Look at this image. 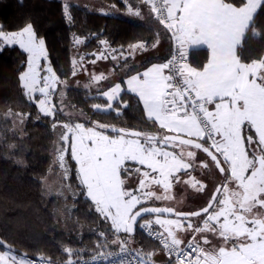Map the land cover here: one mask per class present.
<instances>
[{"label":"snow or ice","instance_id":"snow-or-ice-1","mask_svg":"<svg viewBox=\"0 0 264 264\" xmlns=\"http://www.w3.org/2000/svg\"><path fill=\"white\" fill-rule=\"evenodd\" d=\"M124 3L130 15L142 18L138 5ZM140 3L170 34L174 51L143 71L131 69L126 87L113 83L107 90L98 89L107 103H93L92 108L97 114L120 116L128 108L122 93L134 94L143 105L150 131L78 122L73 111H65L67 81L48 61L45 40L38 37L34 25L29 22L12 32L0 28V42L18 44L27 53L26 70L19 74L23 94L37 104L39 113L52 118L53 129L61 128L54 161L63 181L58 194L68 191L74 198L78 194L70 183L73 169L66 159L70 148L80 194L109 224L108 233H98L102 240L96 251L85 255L86 249L65 246L66 259L59 264H159L153 259L156 252L129 247L138 221L149 237L159 241L168 264H264V24L258 23L264 19V0ZM64 13L71 22L68 4ZM73 39L82 43L79 37ZM253 41L262 45L258 58L251 55ZM159 42L157 32L151 42L128 45V54L156 48ZM100 43L107 48L106 40ZM189 51L206 52V63L192 66ZM90 55L108 58L103 53ZM111 58L128 59L123 51ZM42 59L48 61L43 69ZM82 63L83 57L72 61L73 76ZM107 78L92 74L84 87ZM58 86H62L59 91ZM58 113L68 119L56 121ZM16 115L23 123L28 114ZM79 115L85 116L83 110ZM198 152L205 154L199 161ZM212 168L218 170L220 181L209 189L192 172ZM132 176L137 177L134 186L129 185ZM181 183L198 193L207 190L206 203L190 212L148 204L176 200L173 189ZM110 245H117L118 251L100 250ZM0 264L53 261L42 253L37 259L28 258L26 252L18 254L0 238Z\"/></svg>","mask_w":264,"mask_h":264},{"label":"trees","instance_id":"trees-1","mask_svg":"<svg viewBox=\"0 0 264 264\" xmlns=\"http://www.w3.org/2000/svg\"><path fill=\"white\" fill-rule=\"evenodd\" d=\"M92 1L97 5L87 0H0V28L5 32H12L21 30L29 22L34 25L38 37L45 40L48 61L57 75L67 81L65 111H73L78 122L87 125L91 120L132 130L150 131L152 126L146 123L143 107L131 93H122L128 108H124L120 116L116 113L97 114L92 105L107 103L98 89L104 91L114 81L124 85V79L131 69L142 71L150 63L167 59L173 42L168 38L170 34L140 0H128V3L140 7L141 14L144 13L142 18L130 15L126 11L124 0ZM64 4L69 5L71 22L65 17ZM99 6L116 9L119 14L103 13L98 10ZM258 23L264 24V19ZM157 32L160 34L161 45L164 46L163 54L158 53L148 58L129 56L128 45L151 42ZM73 37H79L82 43H75ZM101 40L108 42L107 48L100 43ZM249 47L254 50L251 55L258 58L262 45L253 41ZM77 50L80 51L78 60L83 57L84 62L96 58L91 53L107 52L113 74L106 80L92 84L91 88H85L91 82L90 76L80 75L81 71L78 69L77 74L72 75V61ZM121 51L128 57L127 61L122 58L111 59L112 56L119 57ZM26 60L27 53L18 44L0 42V238L13 245L18 254L26 252L28 258H34L42 253L51 258L53 263L59 264L66 259V254L62 252L65 246L86 249L88 251L85 255L96 251L97 243L102 240L98 233H108L109 224L99 217L90 201H86L80 194L75 178L76 165L70 158V148L66 159L73 169L70 183L72 190L78 193L77 196L45 194V179L51 171L59 172L58 165L54 163L56 128L53 129L52 118L39 113L37 104L23 94L19 74L26 70ZM206 61V52L190 53L189 62L192 66H202ZM124 63H127V68L123 67ZM77 76L79 79L75 81ZM59 87L62 86H58L57 91ZM53 102L58 104L59 101L54 98ZM72 106H75L74 109ZM79 110H83L85 116H80ZM17 113L28 114L23 123ZM55 119L63 121L68 117L58 113ZM210 184L215 185V182ZM188 197L186 195L182 202L156 201L149 205L168 204L180 211L190 212L206 203L201 202L202 197L198 201L195 195ZM139 223L129 247L140 248L145 253L163 252L157 243L140 230ZM112 238L109 233L108 239ZM117 248V245H110L108 249L100 250ZM165 264H168V258L165 259Z\"/></svg>","mask_w":264,"mask_h":264},{"label":"rangeland","instance_id":"rangeland-1","mask_svg":"<svg viewBox=\"0 0 264 264\" xmlns=\"http://www.w3.org/2000/svg\"><path fill=\"white\" fill-rule=\"evenodd\" d=\"M78 4V3H77ZM103 53L104 52H98V54ZM80 54V51L77 50L76 52H74V60H78V55ZM156 53L153 51H146L145 53H143L142 57L143 58H148L151 56H154ZM95 63H91V62H84L82 63V68H78L79 71H81L80 75H84V76H90L92 74H96L99 75L101 73H103L105 76H107L108 78L110 77V75H108L110 68L106 69V71H104L103 69L106 68V66L102 65V60L98 59L97 57L94 59ZM79 61V60H78ZM48 61L45 60H41V67L46 68ZM86 69V71L84 70ZM43 74V72H42ZM80 78H84L81 77ZM38 95V94H37ZM61 131V128L56 127V138H55V147H54V152L56 154V147H57V142H58V134ZM205 155H203L202 153L198 152L197 153V160L199 161L201 158H203ZM63 183L62 179H61V173L60 171L58 173L55 172H50V174L48 175V177L45 179V184H44V192L46 195L48 196H62V197H67L71 194V192L65 191L63 195H59L58 193L61 190V184ZM211 187H213V185L210 184ZM211 187L209 189H211ZM178 192V191H177ZM208 193V191H207ZM208 194H205V196L198 195L196 196V201L200 200L201 198V202L206 201V197ZM204 199V200H203ZM151 203H156L153 201H148V204ZM154 225V224H153ZM199 239V237H197ZM167 258V256L165 255V253L163 252H158L157 255H155V261L159 262V264H165V259Z\"/></svg>","mask_w":264,"mask_h":264},{"label":"crops","instance_id":"crops-1","mask_svg":"<svg viewBox=\"0 0 264 264\" xmlns=\"http://www.w3.org/2000/svg\"><path fill=\"white\" fill-rule=\"evenodd\" d=\"M87 2H93V4H95V6L97 5L96 3H94V1H92V0H87ZM98 10H100L101 12H103V13H107V14H119V11H117L116 9L114 10L113 8L111 9L110 7H108V6H99V9ZM142 14H144V13H142ZM141 14V15H142ZM161 41L159 42V45H158V47H156V48H151V47H149V49L147 50V51H153V52H155L156 54H158V53H160V54H163V52H164V46L163 45H161ZM146 51H139V50H137L133 55H129L130 57H133V56H136V57H142V55H143V53H145ZM192 51H189V54L191 53ZM105 54V56H107L108 58L107 59H101L102 60V65H104V66H106V68H105V71H106V69L108 68H110V70H109V73H108V75H112L113 74V72H112V68L110 67V62H109V60H110V57H109V55H108V53L107 52H104ZM112 59V58H111ZM150 66V65H149ZM144 70V69H143ZM142 70V71H143ZM79 79V76H77L76 78H75V81H77ZM126 80V78L124 79V81ZM113 83H119V82H117V81H114V82H111V84L108 86V88H110L111 86H112V84ZM122 85V84H121ZM124 87H126V84L124 83V85H122V88H124ZM107 88V89H108ZM106 89V90H107ZM134 95V94H133ZM101 97H103L102 95H101ZM104 98V97H103ZM105 100H106V98H104ZM141 105H142V103H141ZM142 107H143V105H142ZM70 143H71V141H70ZM198 161V160H197ZM189 171H192V170H189ZM202 171H203V173L204 174H202ZM209 172H207L206 170H197V171H194V172H192V174L193 175H195L198 179H201V180H203L205 183H207L208 184V187L210 188L211 186H210V183L212 182V181H214L215 182V185L216 184H218L219 183V181H220V177H219V175H218V170L217 169H215V168H212V170H211V174L209 175L208 174ZM209 175V176H208ZM185 179H187L188 177H184ZM136 179H137V177L136 176H132V177H130L129 178V185H131V186H134L135 185V181H136ZM211 181V182H210ZM214 186V185H213ZM212 188V187H211ZM157 190H159V189H157ZM178 191V192H177ZM173 194L175 195V197H176V200H178V201H180V202H182L183 200H184V198H185V196L187 195V198H189L188 196L189 195H195V196H198V195H201V197L202 196H205V194H208L207 193V190L204 192V193H198V192H195L193 189H191L189 186H187V185H185V184H183V183H181V184H177V185H175V187H174V189H173ZM186 199V198H185ZM162 206H170V205H168V204H163ZM176 208V207H175ZM177 209V208H176ZM184 209V208H183ZM178 211H180V209H177ZM182 210V209H181ZM193 219H197V218H193ZM154 226H156V227H158L159 228V226H157V225H155L154 224ZM185 239H187V237H185Z\"/></svg>","mask_w":264,"mask_h":264},{"label":"built area","instance_id":"built-area-1","mask_svg":"<svg viewBox=\"0 0 264 264\" xmlns=\"http://www.w3.org/2000/svg\"><path fill=\"white\" fill-rule=\"evenodd\" d=\"M154 16H155V14H154ZM174 51V44H173V42H172V49H171V51H170V54H169V56H168V58L170 57V55H171V53ZM189 58H190V54H188V60H189ZM140 228V227H139ZM153 228L154 229H158V227H156V226H154L153 225ZM140 230L150 239V240H152L153 242H155V243H157L160 247H161V245L159 244V241H157V240H155V239H153V238H151V237H149L148 235H147V233L145 232V231H143L141 228H140ZM161 249L163 250V248L161 247ZM109 251H118V248L116 249V250H109ZM163 252H164V250H163ZM165 253V252H164ZM166 255V254H165ZM38 257H34V258H31V259H37ZM129 258H131V257H129ZM53 264H56V263H53Z\"/></svg>","mask_w":264,"mask_h":264},{"label":"water","instance_id":"water-1","mask_svg":"<svg viewBox=\"0 0 264 264\" xmlns=\"http://www.w3.org/2000/svg\"><path fill=\"white\" fill-rule=\"evenodd\" d=\"M160 207H163V206H160ZM140 221H138V223H139ZM138 225V224H137ZM136 231H137V228H136ZM136 231H135V233H136ZM135 235V234H134Z\"/></svg>","mask_w":264,"mask_h":264}]
</instances>
